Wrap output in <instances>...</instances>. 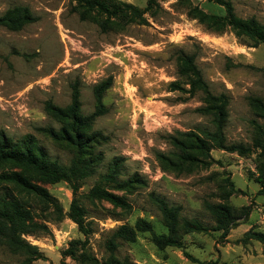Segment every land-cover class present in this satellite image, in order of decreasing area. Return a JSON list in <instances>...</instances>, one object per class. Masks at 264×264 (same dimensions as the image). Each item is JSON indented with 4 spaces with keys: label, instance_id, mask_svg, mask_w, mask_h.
Instances as JSON below:
<instances>
[{
    "label": "rangeland",
    "instance_id": "374dc122",
    "mask_svg": "<svg viewBox=\"0 0 264 264\" xmlns=\"http://www.w3.org/2000/svg\"><path fill=\"white\" fill-rule=\"evenodd\" d=\"M121 1L145 10L150 0ZM189 1L207 14L226 15L225 8L215 1ZM225 1L233 4L238 17L264 25V0ZM156 2L145 15L148 24L103 32L99 24L80 19L75 0H0V15L23 6L38 18L21 31L0 28V135L13 142L33 135L52 160L69 165L73 152L39 131L61 128L46 113L47 103L68 107L77 85L83 113L90 116L95 111L94 88L113 80L104 97L108 113L99 117L93 128L105 137L93 148L101 160L93 176L78 183L76 195L86 209L85 223L90 224L91 233L85 236L67 216L75 199L72 186L67 182L42 184L66 216L60 222L50 221L41 207L34 205L36 222L50 229L49 234L23 236L44 256L34 264H80L63 256L71 246L81 253L82 246L72 245L77 241L104 261L110 256L106 241L121 226L135 227L140 219L150 222L157 235L168 234L156 198L170 207H180L182 218L214 228L216 222L205 203L221 202L218 195L227 183L235 190L227 203L240 220L226 239L219 231L190 233L183 236L184 249L161 250L152 242L151 233L138 232L135 242L118 240L116 257L129 259L130 264H264V243L248 236L252 230L264 234L261 151L253 148L250 154L240 156L214 149L210 168L190 175L164 172L157 158L175 151L170 137L178 132L215 131L212 117L196 111L204 106L202 94L190 97L169 90L172 82L184 83L177 68L180 53L196 57L213 94L228 96L227 143L253 147L252 123L263 121L252 111L249 99L264 100V44L238 38L230 29L223 33L209 30L187 16L181 0ZM117 160L120 180L136 176L143 184L127 192L108 182L106 176ZM98 184L124 197L131 209L90 200L88 195ZM244 211L249 212L246 218ZM24 260V255L0 247V264H22Z\"/></svg>",
    "mask_w": 264,
    "mask_h": 264
},
{
    "label": "trees",
    "instance_id": "16d2710c",
    "mask_svg": "<svg viewBox=\"0 0 264 264\" xmlns=\"http://www.w3.org/2000/svg\"><path fill=\"white\" fill-rule=\"evenodd\" d=\"M76 10L82 21H92L100 25L103 32L114 29L123 31L128 26L148 24L146 13L157 6L156 0H150L145 10L121 0H75ZM215 1L226 10L225 16L207 14L198 6H194L189 0H181L187 8V16L205 25L209 30L223 33L230 29L238 38L252 41L256 44H264V25L256 19H242L235 13V8L230 1ZM38 18L33 15L28 7H16L9 9L0 15V28L11 31H21L26 26L36 23ZM177 68L183 82L175 81L169 85L170 92H179L190 97L202 94L204 106L196 111L203 116L212 117L215 131L178 132L177 136H171V145L175 151L170 154H158V161L164 172L177 173V175H190L197 170L208 169L214 162L212 150L220 149L240 156L250 154L254 149L261 151L259 165L260 180L264 183V100L259 97H251L249 104L252 111L262 120L253 121L254 139L253 147L244 144H228L224 129L229 118V98L225 94L215 95L205 80L201 69L196 63V57L180 53L177 58ZM112 78L102 82L94 88L95 111L86 116L82 110L81 91L79 86L73 87L72 102L62 108L47 103L45 111L49 117L61 124L56 130L51 127L41 128L39 131L46 139L56 145L69 149L74 157L69 165H61L52 160L33 135H27L18 142H13L0 135V247H5L15 254H22L25 260L22 264H34L44 258L39 248L32 246L23 239L24 235L36 232L49 234L50 229L46 224H38L35 220L37 205L41 207L45 218L50 221L60 222L66 214L59 202L54 199L42 184H57L67 182L72 186L75 199L67 215L85 236L91 233L90 224H86V209L76 198L79 191L78 183L90 178L95 173V167L100 162L99 155L94 154L95 144L100 143L105 137L101 132L94 131L95 121L108 113L104 103L105 93L112 87ZM188 86V88H186ZM119 160L114 164L111 174L106 176L108 182L113 183L120 191L131 192L143 181L138 177L128 180H120L118 176ZM221 187L218 195L221 202L205 203V209L214 218V228L203 224L198 220H188L181 217L180 207H170L168 204L156 198L163 221L168 228V234L157 235L150 222L140 219L135 227L121 226L106 241V248L110 256L101 261L87 251L84 243L72 242V245L82 246L81 253L75 247L69 248L63 253L65 257H73L80 264H130L129 259L121 260L116 257L119 247L118 240L135 242L138 232H149L152 242L161 250L169 247L184 249L183 236L190 233H209L210 231L222 232L221 237L226 239L240 218L235 209L227 202L234 193L233 184L227 183ZM92 201H104L116 208L125 211L131 209L130 203L116 193L98 184L88 195ZM248 211L243 212L247 217ZM250 239L264 243V234L250 231ZM79 253V254H78ZM189 259L198 262L187 254Z\"/></svg>",
    "mask_w": 264,
    "mask_h": 264
}]
</instances>
